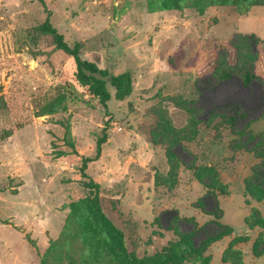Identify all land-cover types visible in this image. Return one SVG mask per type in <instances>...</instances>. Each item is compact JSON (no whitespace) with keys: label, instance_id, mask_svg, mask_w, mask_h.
I'll return each instance as SVG.
<instances>
[{"label":"rangeland","instance_id":"1","mask_svg":"<svg viewBox=\"0 0 264 264\" xmlns=\"http://www.w3.org/2000/svg\"><path fill=\"white\" fill-rule=\"evenodd\" d=\"M43 1L0 0V264H111L112 242L87 206L93 191L80 170L104 131L85 173L99 183L102 208L138 264L190 239L199 244L215 221L232 232L207 246L206 263L264 264V253L253 252L264 227L248 220L253 209L264 217V201L244 196V179L259 159L229 149L228 126L217 136L201 122L239 106L246 116L237 128L264 130L260 82L205 77L235 34L258 36L264 49V5ZM47 16L110 75L130 72V94L119 97L104 78L110 99L103 106L73 58L41 30ZM241 40L239 65L251 56ZM206 166L215 169L214 179L202 173L211 188L195 175ZM216 205L219 217L211 214Z\"/></svg>","mask_w":264,"mask_h":264},{"label":"trees","instance_id":"2","mask_svg":"<svg viewBox=\"0 0 264 264\" xmlns=\"http://www.w3.org/2000/svg\"><path fill=\"white\" fill-rule=\"evenodd\" d=\"M39 1L44 4L43 0ZM210 4L232 6L246 4L248 6H254L264 5V0H212ZM40 28L42 31L53 35L56 47L73 58L77 75L87 80L90 84V93L97 97L103 106H106V102L110 99V92L106 88V80L104 78H108L109 84L115 89L119 97H125L130 94L132 85L130 72L124 71L110 75L106 67L87 58L81 53V45L79 42L74 41L72 43H67L63 34L59 33L49 22L48 16L41 24ZM237 38H241V41H249V46H246V48L251 54L249 59L250 63L239 65L244 45H241L242 43H237ZM262 45V39L254 34H235L232 39L228 41V47L218 49L214 63L212 67L209 68L208 73L205 74V77H210L215 81H225L232 77H236L245 86L250 85L253 81H258L262 85L264 91V68L260 70L259 67L262 61V66L264 67V49ZM231 49L233 50V54L229 55V50ZM5 105V100L0 94V110H2ZM239 110V106L221 111L214 110L209 113L207 119L201 120V122L212 125L214 134L217 136L223 126H228L231 135L234 136V138L229 141V149L234 152L240 150L248 151L251 152L255 158L259 159V162L253 165L251 175L244 179V196L259 202L264 201V130L254 133L248 129V124L243 128H237L239 120L244 119L246 116L244 112H240ZM108 125L109 121H106L105 127ZM106 139L107 135L104 131L102 136L97 139L95 155L92 157L87 156L82 159L80 170L82 176L88 178V180L84 182V186L93 191V194L86 199V203L95 220L103 228L105 234L112 242V247L110 249L111 264H138L127 251L122 230L115 225L102 208L98 194L100 187L99 183L89 178L85 173L86 164L99 157L101 146ZM168 153L174 155L173 152L168 151ZM175 157L178 158L177 156ZM205 172L212 175L213 179L216 176L215 169L211 166H206L195 171L196 178L201 184L211 188V185L204 181L202 173ZM215 210L216 212L212 211L211 214L215 217H219L220 210L217 208V205L215 206ZM248 220H252L256 222V224L264 227V217H261L257 209H253L250 212ZM214 224L216 225L215 231L209 233L206 239L201 240L199 244H195L190 239L191 241L188 240L183 249L175 246L168 247L162 253V256L154 260L152 264H181L184 260L189 259H193L200 264H208L206 263V259L203 258V252L206 250L207 246L222 239L224 236L230 235L232 232L231 227L228 225L222 224L219 221H215ZM78 230L75 229V232H79ZM192 235L193 233H191V236ZM253 252L256 256L263 254L264 241L256 240L253 244Z\"/></svg>","mask_w":264,"mask_h":264}]
</instances>
